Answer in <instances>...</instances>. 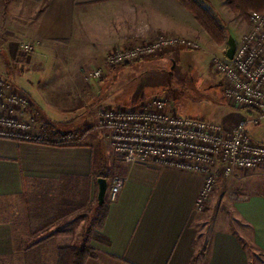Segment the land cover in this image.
Returning <instances> with one entry per match:
<instances>
[{
  "label": "crops",
  "instance_id": "obj_1",
  "mask_svg": "<svg viewBox=\"0 0 264 264\" xmlns=\"http://www.w3.org/2000/svg\"><path fill=\"white\" fill-rule=\"evenodd\" d=\"M200 1L218 5V0ZM159 35L197 40L208 33L179 0H0V56L9 63L70 56L72 47H78L74 56L106 57L114 48ZM23 39L40 44L20 56ZM119 79L115 76L111 87ZM102 84H95L98 95ZM74 138L65 146L0 138V264H57L59 247L79 245L74 238L84 240L93 231L103 239H92L95 255L85 264H264V163L237 171L240 193L231 203L230 219L240 227L231 229L198 227L201 173L151 160L121 161L114 169L125 184L115 200L107 189L109 210L99 227L97 174L103 167L98 160L94 164L95 146ZM102 177L109 187L112 173ZM92 208L97 212L88 224ZM61 210L69 212L59 224L32 235ZM54 238L59 239L54 248L42 246Z\"/></svg>",
  "mask_w": 264,
  "mask_h": 264
},
{
  "label": "built area",
  "instance_id": "obj_2",
  "mask_svg": "<svg viewBox=\"0 0 264 264\" xmlns=\"http://www.w3.org/2000/svg\"><path fill=\"white\" fill-rule=\"evenodd\" d=\"M250 28L237 41L232 59L215 57L213 66L222 75L228 102L237 108H249L258 117H239L230 123H212L198 117L180 116L170 108L165 96H156L137 107L107 106L97 112L99 126L122 162L153 161L160 165L201 173L204 183L197 198L201 209L208 200L220 174L232 176L238 170L254 169L264 163V142L254 140L247 124L264 118V10H252ZM40 40L23 39L18 55L31 53ZM196 40L177 35H159L137 44L117 47L86 80L101 79L105 67H116L155 57L176 49L197 48ZM0 138L48 143L50 134L38 123V113L28 93L0 75ZM72 141V135L56 136ZM125 177L114 175L108 187L115 200Z\"/></svg>",
  "mask_w": 264,
  "mask_h": 264
},
{
  "label": "rangeland",
  "instance_id": "obj_3",
  "mask_svg": "<svg viewBox=\"0 0 264 264\" xmlns=\"http://www.w3.org/2000/svg\"><path fill=\"white\" fill-rule=\"evenodd\" d=\"M204 5L221 21L227 38L232 35L237 41L249 30V18L232 11L225 0H218L214 8ZM196 41L199 47L184 48L172 56L147 57L143 61L111 67L112 76L104 75L101 79L86 80V75L96 67L105 66V56H74L78 47L71 48L70 56H33L11 63L5 56H0V75L25 90L45 113L44 119L34 107L40 115L39 125L47 123L49 117L61 133L77 132V141L93 144L100 165L113 177L118 174L115 165L121 161L111 148L105 130L99 126L97 112L101 108L137 107L156 96H165L170 108L178 115L212 123H230L239 117L250 120L259 116L253 109L232 106L224 93L223 78L215 70L213 60L215 57L228 58V43H215L209 35L206 38L198 36ZM123 69L128 73L121 74ZM118 75L119 82L111 87ZM95 84L105 87L103 95L96 93L99 88H95ZM247 130L254 140L264 142V118L256 123L250 121ZM240 176L237 172L232 176L220 174L217 177L208 200L199 209V228L239 229L238 222L230 218L231 203L240 193L239 184H236ZM88 212L89 224L92 218L95 220L97 210L92 208ZM57 240L54 238L42 246L54 248ZM74 240L76 243L83 241L81 237Z\"/></svg>",
  "mask_w": 264,
  "mask_h": 264
},
{
  "label": "trees",
  "instance_id": "obj_4",
  "mask_svg": "<svg viewBox=\"0 0 264 264\" xmlns=\"http://www.w3.org/2000/svg\"><path fill=\"white\" fill-rule=\"evenodd\" d=\"M180 3L186 7L196 18L203 29L208 33L210 38L218 44H224L227 42L228 38L223 24L217 17L212 14L200 0H179ZM228 7L242 16L243 18H249V14L252 10L262 11L264 10V0H225ZM37 112V111H36ZM40 116V115H38ZM39 122V121H38ZM51 120H48L43 126L50 134L48 144L51 145H73L72 141H58L56 136L62 134L72 135L75 137V133L71 131L62 132L57 130V124H52ZM41 125V126H42ZM56 127V129L52 127ZM75 139V138H74ZM96 157V160H95ZM97 151L94 155V164L97 161ZM97 176H106V170L102 168L97 174ZM109 210V205L107 200L99 205V213L97 215L98 226L101 227L104 224L106 215ZM71 211V210H70ZM69 210H61L58 214L53 217L48 218L39 226H37L33 231L32 235L37 236L40 233L50 229L52 226L59 224L60 220L67 215ZM102 240V235L98 231H93L91 236L86 237L79 245H67L59 247L57 253V264H85L86 261L95 255L92 248L91 241Z\"/></svg>",
  "mask_w": 264,
  "mask_h": 264
},
{
  "label": "water",
  "instance_id": "obj_5",
  "mask_svg": "<svg viewBox=\"0 0 264 264\" xmlns=\"http://www.w3.org/2000/svg\"><path fill=\"white\" fill-rule=\"evenodd\" d=\"M227 43L228 47L226 49V55L229 59H232L236 49V39L232 35H230L228 37ZM97 181L99 186L97 197L99 202L103 203L107 194L108 180L105 177H98Z\"/></svg>",
  "mask_w": 264,
  "mask_h": 264
}]
</instances>
